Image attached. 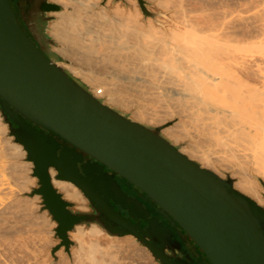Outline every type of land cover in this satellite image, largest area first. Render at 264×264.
Masks as SVG:
<instances>
[{"label": "water", "instance_id": "95a60500", "mask_svg": "<svg viewBox=\"0 0 264 264\" xmlns=\"http://www.w3.org/2000/svg\"><path fill=\"white\" fill-rule=\"evenodd\" d=\"M138 3L145 18L166 16L151 11L147 0ZM59 10L50 0H0V113L34 165L38 186L30 195L41 196L57 223L52 264L60 249L70 255L75 226L94 222L111 235H133L157 264H188L172 241L182 231L210 264H264V207L237 190L230 176L180 152L159 128L96 99L62 67L48 34L49 13ZM51 168L79 188L92 212L63 197ZM117 176L158 216L128 195Z\"/></svg>", "mask_w": 264, "mask_h": 264}, {"label": "bare ground", "instance_id": "6f19581e", "mask_svg": "<svg viewBox=\"0 0 264 264\" xmlns=\"http://www.w3.org/2000/svg\"><path fill=\"white\" fill-rule=\"evenodd\" d=\"M56 1L63 8L56 11L48 32L63 54L80 65L72 71L100 84L91 92L96 99L127 106L126 98L133 96L160 104L167 115L191 125L197 136L219 145L225 158L250 163L249 171L237 161L219 158L240 176L236 188L264 207L258 179L264 182V3L249 11L215 7L217 0H155L175 23L162 28L167 23L162 18L141 20L138 0H120L131 4L130 9L120 1L110 9L112 0L101 5L100 0ZM138 119L142 123L146 118ZM8 131L0 113V236L23 220L17 215L30 218L35 213L31 203L25 204L29 201L19 198L34 165L21 162L26 151L7 138ZM179 151L192 160L196 156ZM50 173L63 197L77 210L86 209L79 188L57 179L55 169ZM70 235L78 244L71 251L73 264H123L126 250L143 261L151 257L133 235H111L95 222L76 225Z\"/></svg>", "mask_w": 264, "mask_h": 264}, {"label": "rangeland", "instance_id": "374dc122", "mask_svg": "<svg viewBox=\"0 0 264 264\" xmlns=\"http://www.w3.org/2000/svg\"><path fill=\"white\" fill-rule=\"evenodd\" d=\"M50 1L58 4L56 0H50ZM119 1L120 0H112L109 3V8L113 9L115 7L116 2L118 3ZM121 1L119 3L121 4L122 7L124 5L123 8L125 9L133 8L131 4L126 3V2H121ZM147 1L151 5V6L149 5L150 6L149 9L151 11L155 9L156 11L154 10L153 12L155 13L161 12L165 15L168 12L165 17L160 16V15L157 16L159 19L162 18L167 22L161 25L160 23L157 22V24L155 23L157 26L160 25V27L164 28V27H167L168 25L175 24L174 20L169 16L170 11L168 9L166 8L162 9L163 7L156 4L157 2L154 3L155 0H147ZM171 2L173 4L174 1L172 0ZM100 3H103V1L100 0L99 4ZM263 3H264V0H217L213 2L215 7H218V8L225 6L231 9H242V10H249V11L261 8L263 6ZM60 7L61 9L63 8L61 5ZM137 7L140 8L139 5H137ZM55 13L56 11L49 13L51 16H53V20L55 19L54 17ZM141 20L145 21V16L143 15V13L141 16ZM48 34L55 41V45L52 46V50L55 53H57L59 57L61 58V66L66 68L74 77L81 80L89 88L90 92L94 90L95 86H100V84H95L94 82L87 80L86 78L80 75L75 74L72 71L71 67L81 69L80 65L75 62H72L63 54L62 45L55 38L53 33L48 32ZM126 101H127V106L125 105L123 106L117 103L110 104V106L115 107L129 114V116L136 121L139 120L138 117L140 115L144 116L146 119H144L142 123L147 124L151 127L159 128L162 135H164L169 140H171L174 145L178 146V148L182 149L186 154L188 155L190 153L196 154V156H193V160L197 161L205 168L213 170L217 175H219L222 178H226L227 176H230L233 179V184H234V187L236 188L235 185H236V182L240 180V176L236 174L234 171L228 168H225L222 165V161L219 158H223L224 156H226V154H223L224 152L219 145H217L215 142L213 143V142H209L208 140H205L200 135L197 136L196 132L193 131V127H191V125H189L188 123H184L177 118H173L171 117V115H167V113L163 111V109L161 108L160 104H157V103L154 104L151 101L147 103V101L141 98L133 97V96H128L126 98ZM152 116L153 118L155 117L161 120L152 121L150 120V117ZM7 138L10 139L12 142H14V138L13 136L9 134V131L7 134ZM199 154L202 156H200ZM203 157L208 159L210 163L209 162L206 163L207 161H205ZM228 157L229 156L227 155L226 157L227 159L225 157L223 158L224 161H226V163L229 162L228 160H230V163H234V164L237 161L236 163H240L238 164V166L242 167L244 170L250 171V169L252 168V166H250L251 165L250 163L247 164L245 163V161L239 162L240 160L242 161V159L240 158H237V157L232 158V156H230L231 159L230 157L228 159ZM21 162L23 163L30 162L27 160V153H26V156L21 160ZM25 179L27 182L25 183L27 188H25L26 186L21 185L22 187L25 188V190L24 192L20 194L19 198H21L22 202L29 201V203L27 202L26 203L24 202V203L26 205L28 204L30 205L31 203L30 206L34 207L35 213H34V216L30 218H25L26 217L25 214L17 215L18 217L20 216V218L23 219L21 221L20 220L17 221L14 224V226H17V227L15 228L13 226L14 230L11 228L10 230L6 232L1 233V236H0L1 238L0 240V256H1L0 264H4L6 261L7 263L9 262L8 264H52L53 257L51 255V249L53 246H55V244L59 242V240L56 237V233H55V228L57 226V223L53 220L48 210L44 209L41 196L40 195H33V196L30 195V192L32 191V189L38 186V178L33 176V170H31L28 174L25 175ZM259 184L263 186L264 182L260 179ZM263 196H264V191H263ZM25 204L22 203V205H25ZM85 205H86V209L79 210V211L89 212L91 210L89 207L88 200L85 202ZM16 219L18 220V218ZM91 224H81V225H84L85 227H89ZM70 238H71V235H70ZM102 238L103 240H105L106 236H102ZM105 242H108V240H106ZM140 245L143 248H145V246L142 245L141 243ZM76 247H78V244L75 242V245L71 248V251H73V249ZM147 251L149 252V255L151 257L150 259L143 261L136 254L133 255V252L131 250H126L125 253H127L126 255L127 259H126V256H124L125 258L123 257V260H122L123 264H157L154 257L152 256L151 251L148 248H147ZM60 253H62V255L64 254L63 258H66L65 261L60 256ZM71 253L72 252H70V255L66 254L64 253L63 249H60L59 251H57L56 252V256L58 257L57 264H73Z\"/></svg>", "mask_w": 264, "mask_h": 264}, {"label": "flooded vegetation", "instance_id": "af4514ba", "mask_svg": "<svg viewBox=\"0 0 264 264\" xmlns=\"http://www.w3.org/2000/svg\"><path fill=\"white\" fill-rule=\"evenodd\" d=\"M15 2L16 1L13 2L14 5H15ZM116 179L121 184L123 189L128 193V195L136 197V198H138L139 200H141L143 202L144 207L150 210L151 216H158L156 214L155 208L151 204L146 202L139 195V193L136 190L135 186H133V185L132 186H128L127 181L123 180L119 176H117ZM115 208L117 210H120L121 213L124 216H127V211L126 210L122 209L118 205H115ZM92 211L93 210L91 209L90 212H92ZM131 220L134 223H137V220H135V219H131ZM161 220H163V219L161 218ZM163 222H164L165 226L168 225L167 221L163 220ZM141 226L145 228L147 226L146 222L142 221L141 222ZM172 231L175 232V229L172 228ZM181 234H182V238H180L177 234H175V236L172 238L173 239L172 241L175 242L176 243V247H178L180 249V253L182 254L183 261L188 263V264H210L209 261L206 260L203 255H200V249L196 247L195 243L192 240H189V238L185 235V233L183 231H182ZM178 254H179V252H177L176 256Z\"/></svg>", "mask_w": 264, "mask_h": 264}]
</instances>
